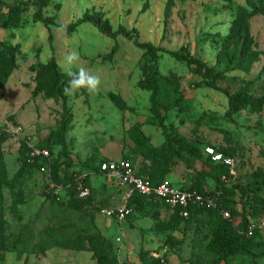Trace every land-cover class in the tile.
<instances>
[{"label":"rangeland","instance_id":"obj_1","mask_svg":"<svg viewBox=\"0 0 264 264\" xmlns=\"http://www.w3.org/2000/svg\"><path fill=\"white\" fill-rule=\"evenodd\" d=\"M39 8L47 27L33 21ZM0 42L14 47L15 53L13 71L0 89V158L7 178L21 166L20 140L46 145L49 134L61 125L65 147H51L52 154L63 160L59 153L66 150L74 169L83 171L84 160L96 168L122 157L138 165L142 148L131 138L133 130L153 146L164 141L149 110L150 92L141 87L157 67L162 76L179 77L183 95V112H164L166 128L201 153L206 146L231 153L228 185L264 180V0H0ZM140 45L159 50L152 56ZM71 50L79 52L77 63L98 75L101 85L95 92L81 88L72 94L64 87V97L56 99L50 95L49 76L65 74L67 85V71L77 69L64 60ZM169 52L197 56L223 72L227 79L217 81L221 91L196 88L185 63ZM39 64L52 72L43 89L36 90L32 68ZM237 95L244 103L229 116L228 98ZM202 166L201 160L183 154L167 178L189 183ZM93 171L88 194L76 198L54 190L39 173L33 174L21 197L17 188L2 186L5 234L0 264H107L112 256L118 263L140 264L141 249L162 264H189L188 258L202 253V214L180 220L174 231L162 229L171 211L158 204L128 206L131 213L122 220L108 217L106 210L127 207L126 190ZM205 182L211 193L212 181ZM260 197L262 202L244 209L247 220L261 228L255 237L260 245L253 256L237 254L222 264H264V186Z\"/></svg>","mask_w":264,"mask_h":264},{"label":"trees","instance_id":"obj_2","mask_svg":"<svg viewBox=\"0 0 264 264\" xmlns=\"http://www.w3.org/2000/svg\"><path fill=\"white\" fill-rule=\"evenodd\" d=\"M36 5L38 6L39 4ZM40 9L41 8H39L37 13L33 15V21L41 22L47 27V21L40 17ZM11 20H15V18H11ZM16 20L19 21L18 15ZM78 23L72 25L69 30L71 32L75 30ZM98 29L106 35H110L103 29V27L98 26ZM140 47L145 48L147 53L152 56H155L156 51L159 50L151 45H140ZM13 49L14 47L0 42V89L6 83L14 68L15 53ZM113 53L114 48L107 54V58H110ZM169 55L173 59L185 63L189 73L196 78V82L194 83L196 88H206L218 92L221 91L217 86V81L227 79L223 72L208 67L197 56L183 57L177 52H169ZM32 70L36 73V90L43 89L46 79L51 75L52 68L45 64H39L36 67H33ZM64 76L65 74H61L58 77L57 75H54V73L49 76V79L52 80L50 95L56 99H59L61 95L64 97L62 94L63 88L65 87L63 85ZM141 87L150 92L149 110L152 117L163 130L164 141L159 146H153L148 137L140 136L136 130H133V136H131V138L137 139L142 148V160L138 165L128 157L105 161L127 159L136 167L137 174L143 179L149 181L151 185L156 186L161 181L167 179L173 184L180 185L183 189L195 191L201 194L203 198L213 200L215 206H207L205 203L191 206L188 208V217H182L179 215L178 209L170 208L154 196L144 197L133 193L127 200V207L132 206L136 209L140 208L142 204L145 203L146 205L158 204L168 208L171 211V216L167 224L161 226L163 230L170 229L171 231L178 228L180 220H188L192 215L198 216L199 214H202L204 216L203 219L206 227V233L204 235L206 242L200 255L190 257L186 260L189 264H222L227 262L230 257L237 254L246 255V257L253 256L254 251L261 243L255 241V237L261 228L256 222H249L247 220L244 209L247 205L251 206L262 202L260 192L264 186V180L255 179L246 185H228L227 182L222 180V177H229V170L232 167L224 166L221 163H214L204 154L203 150L205 147L201 153L196 146L186 143L182 135L173 129L168 130V128H166V125L163 122L166 117V115H163L164 112L170 110H175L176 112L184 111L182 105L183 95H181L180 80L177 75L171 74L168 76H162L158 68L154 67L141 83ZM243 103L244 100L240 98L239 95L236 97L229 96L228 115L232 116V114H234ZM63 117L67 120L68 107H65ZM47 139L46 145H34V147L47 149L50 154L49 160L38 157L32 162L29 161L27 156L31 144L26 140H20L17 152L21 161V166L11 178L6 177L3 162L0 158V191L2 186H7L9 184L11 187L17 188V192H21L18 195V197H21L24 187L31 180L33 174L39 173L44 176L46 184L49 186L52 185L54 190H63L68 197L76 198L84 188L88 189V175L90 171L94 170V173L102 174L99 170V164L101 162L96 168H92L88 163V160H84L81 163L83 171H80L72 167L74 166V163L66 150H61L59 153L64 156L63 160H59L57 156L52 154L51 147L59 146L63 149L65 147L63 125L59 127L57 132L50 133ZM213 149L216 152L222 153L225 157L231 156V153L228 155L223 149ZM183 154L190 158L201 160L203 165H205L191 176L189 183L185 181L177 183L167 178L171 173L173 164ZM43 165H49L48 174L46 173L47 171H42L41 168ZM207 179L211 180L214 185V189L211 193L207 191L205 186V181ZM239 204H241V209L237 208ZM225 212L229 214L228 218L223 217V213ZM251 223L256 226V229L252 236L247 237L245 231L247 226ZM4 234L5 221L0 200V250L2 249L1 242L4 238ZM103 249L104 248L101 250ZM138 259L140 264H162L160 258L156 255H152L148 250L141 249L138 253ZM107 264L125 263H118L112 256Z\"/></svg>","mask_w":264,"mask_h":264},{"label":"built area","instance_id":"obj_3","mask_svg":"<svg viewBox=\"0 0 264 264\" xmlns=\"http://www.w3.org/2000/svg\"><path fill=\"white\" fill-rule=\"evenodd\" d=\"M29 152L27 153L29 161L32 162L36 158H42L49 160V151L45 148H36L32 145L29 146ZM204 154L210 158L214 163H221L224 166L232 167L233 160L230 157L223 156L222 153L216 152L212 147L206 146L204 148ZM42 171L49 172V165H43ZM100 172L116 181L119 185L126 188V199H128L133 193L144 197L154 196L160 200L163 204L170 208H176L179 211V215L182 217H188V208L198 204L205 203L207 206H215L213 200L209 198H203L201 194L195 191H188L183 189L180 185L173 184L170 180H163L156 186H153L149 181L143 179L136 172V167L131 161L127 159H121L119 161H104L99 164ZM222 180L226 182V178L223 176ZM88 190L84 188L80 195H87ZM108 217H114L118 220H122L127 217L131 210L126 207H118L116 209L106 210ZM223 217L228 218L227 212L223 213ZM256 226L249 224L245 231L247 237L253 235Z\"/></svg>","mask_w":264,"mask_h":264},{"label":"clouds","instance_id":"obj_4","mask_svg":"<svg viewBox=\"0 0 264 264\" xmlns=\"http://www.w3.org/2000/svg\"><path fill=\"white\" fill-rule=\"evenodd\" d=\"M64 60L69 66H72L74 64L77 65L76 71H72L71 68H69L66 73L70 77L67 85L64 88V92L66 94H72L73 92L81 88L87 89L92 92L98 90L99 86L101 85L100 77L77 63L80 61V54L78 51H69L65 55Z\"/></svg>","mask_w":264,"mask_h":264},{"label":"crops","instance_id":"obj_5","mask_svg":"<svg viewBox=\"0 0 264 264\" xmlns=\"http://www.w3.org/2000/svg\"><path fill=\"white\" fill-rule=\"evenodd\" d=\"M173 181V180H172ZM175 182V181H174ZM124 187V186H123ZM125 188V187H124ZM125 190H126V188H125Z\"/></svg>","mask_w":264,"mask_h":264}]
</instances>
